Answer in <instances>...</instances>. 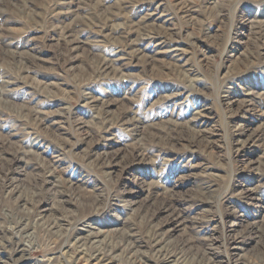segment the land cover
<instances>
[{
    "label": "rangeland",
    "instance_id": "obj_1",
    "mask_svg": "<svg viewBox=\"0 0 264 264\" xmlns=\"http://www.w3.org/2000/svg\"><path fill=\"white\" fill-rule=\"evenodd\" d=\"M0 264H264V0H0Z\"/></svg>",
    "mask_w": 264,
    "mask_h": 264
},
{
    "label": "bare ground",
    "instance_id": "obj_2",
    "mask_svg": "<svg viewBox=\"0 0 264 264\" xmlns=\"http://www.w3.org/2000/svg\"><path fill=\"white\" fill-rule=\"evenodd\" d=\"M165 34H166V33H165ZM107 64H108V62H107ZM110 66H112V65H110ZM105 69H106V68H105ZM113 69H115V68H113ZM101 70H102V69H101ZM106 70H107V69H106ZM103 71H104V70H103ZM105 72H106V71H105ZM108 72H109V71H108ZM52 225H53V224H52ZM54 226H55V227L57 226L56 223H54ZM101 247H102V246H101ZM99 254L102 255V257L99 258V260H101V261L105 258V256H107L106 253L99 252Z\"/></svg>",
    "mask_w": 264,
    "mask_h": 264
}]
</instances>
